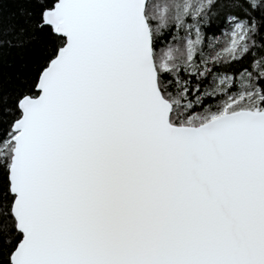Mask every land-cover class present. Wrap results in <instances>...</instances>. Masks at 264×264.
<instances>
[{
  "label": "snow or ice",
  "instance_id": "1",
  "mask_svg": "<svg viewBox=\"0 0 264 264\" xmlns=\"http://www.w3.org/2000/svg\"><path fill=\"white\" fill-rule=\"evenodd\" d=\"M0 264H264V0H0Z\"/></svg>",
  "mask_w": 264,
  "mask_h": 264
}]
</instances>
